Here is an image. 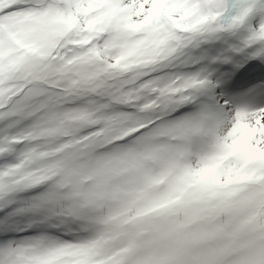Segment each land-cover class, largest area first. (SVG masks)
I'll list each match as a JSON object with an SVG mask.
<instances>
[{
  "label": "snow or ice",
  "instance_id": "obj_1",
  "mask_svg": "<svg viewBox=\"0 0 264 264\" xmlns=\"http://www.w3.org/2000/svg\"><path fill=\"white\" fill-rule=\"evenodd\" d=\"M0 264H264V0H0Z\"/></svg>",
  "mask_w": 264,
  "mask_h": 264
}]
</instances>
